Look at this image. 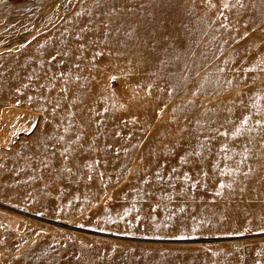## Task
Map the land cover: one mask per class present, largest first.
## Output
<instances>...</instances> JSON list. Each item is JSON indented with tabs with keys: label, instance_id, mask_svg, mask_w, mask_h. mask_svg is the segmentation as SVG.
<instances>
[{
	"label": "rangeland",
	"instance_id": "obj_1",
	"mask_svg": "<svg viewBox=\"0 0 264 264\" xmlns=\"http://www.w3.org/2000/svg\"><path fill=\"white\" fill-rule=\"evenodd\" d=\"M251 1L0 0V264H264Z\"/></svg>",
	"mask_w": 264,
	"mask_h": 264
},
{
	"label": "bare ground",
	"instance_id": "obj_2",
	"mask_svg": "<svg viewBox=\"0 0 264 264\" xmlns=\"http://www.w3.org/2000/svg\"><path fill=\"white\" fill-rule=\"evenodd\" d=\"M254 2V1H253ZM251 3H252V1L251 0H231V3H230V11H231V18H232V25H233V28H237V24L241 21H243V22H245L246 23V21H248V19L245 17V15H246V12H248V10L250 9L251 10V8H252V6H251ZM249 13H251V12H249ZM255 20H257V19H255ZM242 24H244V23H242ZM248 24V23H247ZM249 25V24H248ZM247 30V29H246ZM240 31V30H239ZM236 32H237V29H236ZM240 35V34H239ZM139 48H141L140 46H138ZM235 51V53H236V51L237 50H234ZM233 51V52H234ZM239 54V53H238ZM114 59V58H113ZM234 59V58H233ZM232 59V60H233ZM110 62H113V60L112 61H110ZM262 62H264V61H262ZM114 63H115V61H114ZM260 64V63H259ZM248 65H249V63H248ZM234 67V66H233ZM260 67V66H259ZM262 68V67H261ZM8 69V68H7ZM12 70V69H11ZM8 71V70H7ZM30 71H32V70H30ZM11 72H14L15 73V71H11ZM10 72V73H11ZM9 73V74H10ZM1 74V73H0ZM15 75V74H14ZM7 76V75H6ZM31 77V76H30ZM18 79V78H17ZM41 79H42V76H41ZM30 96V95H29ZM42 96V95H41ZM45 96V95H44ZM8 98V97H7ZM38 103V102H37ZM3 105V104H2ZM34 105V104H33ZM40 105V104H39ZM6 107V106H5ZM16 107V106H15ZM23 110V109H22ZM5 111H7V109L5 110ZM242 111V110H241ZM2 112V111H1ZM9 112V111H8ZM23 112V111H22ZM17 113V112H16ZM20 113V112H19ZM3 114V113H2ZM4 115V114H3ZM6 115H7V113H6ZM9 115V114H8ZM6 117V116H5ZM8 117V116H7ZM6 117V118H7ZM9 120V119H8ZM17 120V119H16ZM29 120V119H28ZM262 120V119H261ZM7 123V122H6ZM9 123V122H8ZM15 123V122H14ZM27 123H30V122H27ZM261 124V123H260ZM28 125V124H27ZM250 126V125H249ZM254 127V126H253ZM253 127H251V129L253 128ZM262 128H264V124H262V126H261ZM254 129V128H253ZM247 130V129H246ZM250 130V129H249ZM251 132H252V130H251ZM52 133V132H51ZM50 133V134H51ZM53 134V133H52ZM55 134V133H54ZM252 134H253V132H252ZM248 140V139H247ZM39 142V141H38ZM226 143H229V142H226ZM223 145H225L226 146V144H224L223 143ZM236 145V144H235ZM261 148V147H260ZM51 159V158H50ZM49 160V159H48ZM53 161V160H52ZM217 173V172H216ZM239 177H244V179H251V178H253V179H260L261 177H259V174H253V175H249V174H244V175H241V176H239ZM245 180V181H246ZM248 180V181H249ZM245 181H243V182H245ZM253 182V181H252ZM239 183V182H238ZM237 183V184H238ZM242 184V183H241ZM240 184V185H241ZM228 185H230V183L228 184ZM239 185V184H238ZM250 185H252V183H250ZM236 187H238V186H236ZM245 187H247V184L245 185ZM250 187V186H249ZM252 187V186H251ZM231 188H232V186H231ZM234 188H235V186H234ZM244 188V187H243ZM253 188V187H252ZM236 189V188H235ZM239 189H240V187H239ZM255 189V188H254ZM237 190H238V188H237ZM241 190V189H240ZM246 190H247V188H246ZM249 190V189H248ZM257 191V190H256ZM259 191V190H258ZM246 192V191H245ZM249 193V192H248ZM254 193H255V191H254ZM67 228V227H66Z\"/></svg>",
	"mask_w": 264,
	"mask_h": 264
},
{
	"label": "snow or ice",
	"instance_id": "obj_3",
	"mask_svg": "<svg viewBox=\"0 0 264 264\" xmlns=\"http://www.w3.org/2000/svg\"><path fill=\"white\" fill-rule=\"evenodd\" d=\"M69 171H70V169H69Z\"/></svg>",
	"mask_w": 264,
	"mask_h": 264
}]
</instances>
